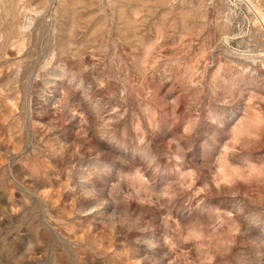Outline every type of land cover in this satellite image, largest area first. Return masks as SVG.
<instances>
[{"label":"rangeland","instance_id":"1","mask_svg":"<svg viewBox=\"0 0 264 264\" xmlns=\"http://www.w3.org/2000/svg\"><path fill=\"white\" fill-rule=\"evenodd\" d=\"M264 0H0V264H264Z\"/></svg>","mask_w":264,"mask_h":264},{"label":"bare ground","instance_id":"2","mask_svg":"<svg viewBox=\"0 0 264 264\" xmlns=\"http://www.w3.org/2000/svg\"><path fill=\"white\" fill-rule=\"evenodd\" d=\"M264 22V21H263Z\"/></svg>","mask_w":264,"mask_h":264}]
</instances>
